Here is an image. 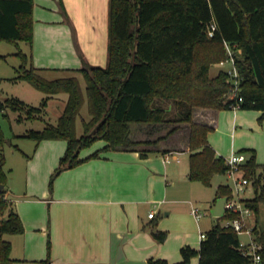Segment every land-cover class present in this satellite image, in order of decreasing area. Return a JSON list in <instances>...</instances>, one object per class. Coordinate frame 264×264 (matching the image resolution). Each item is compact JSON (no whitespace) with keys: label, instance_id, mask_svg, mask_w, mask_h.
<instances>
[{"label":"trees","instance_id":"1","mask_svg":"<svg viewBox=\"0 0 264 264\" xmlns=\"http://www.w3.org/2000/svg\"><path fill=\"white\" fill-rule=\"evenodd\" d=\"M62 5V0H61ZM34 0H0V39L18 43L25 41L28 51L18 50L21 63L16 67L14 80H27L43 91L39 105L10 96L0 98L3 109L27 110L28 118L42 114L50 97L67 93L65 105L56 123L46 122L41 129H30L23 136L37 142L46 138L65 139L67 147L53 179L62 170L110 149L131 148L151 143L150 139L130 137L131 124H190L188 136L189 172L191 180L210 185L213 176L226 172L228 165L209 144L208 133L214 123L195 120L197 107L220 110L238 103L241 108L264 110V0H109L108 63L103 66L84 60L77 75L45 77L32 60L34 42ZM213 35H209L211 24ZM228 42L242 76L240 89L231 94L232 82L220 69L210 75L211 65L227 57ZM1 56V54H0ZM242 96L239 101L238 97ZM87 104L88 118L82 117L83 132L77 134V118ZM18 119H24L19 115ZM179 126L173 125L169 133ZM97 139L106 144L92 154L81 157L80 151ZM6 137L0 123V182L6 183L2 146ZM167 150H165L166 152ZM244 167L256 185L254 197L246 198L256 212L264 201V164L256 160L251 150ZM148 153L141 149V154ZM262 180V182H261ZM0 190V264H14L11 242L6 233H20L24 225L11 201ZM228 183L217 187V195H229ZM218 216L207 230L199 247L182 246V259L170 262L163 257H150L146 264H188L199 256L198 264H251L250 257L239 247L240 236ZM262 242L264 264V229L254 228ZM167 230L155 229L154 236L163 241ZM41 264H51L50 256Z\"/></svg>","mask_w":264,"mask_h":264},{"label":"crops","instance_id":"2","mask_svg":"<svg viewBox=\"0 0 264 264\" xmlns=\"http://www.w3.org/2000/svg\"><path fill=\"white\" fill-rule=\"evenodd\" d=\"M33 18L32 60L41 73L62 69L70 72L81 67L83 61L77 46L88 63L103 66L108 63L109 0H62V5L61 0H34ZM58 98V94L53 95L48 104ZM66 98H60L63 107ZM230 108V114H225L228 108L207 109L211 117L202 119L215 124L208 140L217 155H221L218 151L222 148L223 134L233 133L236 139L238 134H247L249 128L260 123L264 136V110ZM1 112L8 115L7 109ZM184 124H173L179 127L171 133L170 128L165 132L153 128L143 132L145 136L131 131L132 139L153 142L102 151L56 174L52 188L48 180L66 150L67 141L46 138L36 141L27 151L18 147L23 158L21 177H17L23 182L16 184L12 177L9 186L6 187L7 180L4 185L5 195L24 225L23 232L9 233L6 238L11 242L14 264H41L48 256L51 264H146L150 257H163L173 263L182 259V246L199 247L201 238L194 221L199 230L207 232L217 223L218 216L212 213L215 220L202 228L200 221L206 212L197 221L191 201L184 212L190 224L182 220L173 225L166 218L179 210L178 203L186 201L172 188L176 172L171 167V163L181 162L184 154L189 160L188 135L182 143L179 139V134L187 131ZM105 144L104 140L85 153L82 149L80 156L86 157ZM141 149H147L148 153L141 154ZM165 150L182 151L181 160L165 162ZM251 150L256 153L255 148ZM188 172L189 167L186 176L190 179ZM217 187L211 212L218 197ZM152 209H156V214L149 217ZM252 222L260 227L255 211ZM157 228L167 230L165 240L154 236ZM198 262L197 255L188 264Z\"/></svg>","mask_w":264,"mask_h":264},{"label":"rangeland","instance_id":"3","mask_svg":"<svg viewBox=\"0 0 264 264\" xmlns=\"http://www.w3.org/2000/svg\"><path fill=\"white\" fill-rule=\"evenodd\" d=\"M23 51L29 50V45L25 41H19L18 43L9 41L6 39H0V98L4 99L10 96H16L31 105H39L42 95L45 93L33 87L30 82L27 80H14V76L17 74L16 67L21 63V58L17 55L19 49ZM77 52L84 62H88L84 57L83 52L81 51L80 46H77ZM211 73L213 76L214 73L218 72L221 68H223L219 61L211 65ZM55 72V71H54ZM43 73V72H42ZM44 76H68V75H77L83 87H85V81L78 70L71 69L69 70H59L55 73L47 74L43 73ZM59 98L50 102L46 107L45 111L42 114H38L36 117L28 118L27 110H13L11 108L7 109L8 115H3L0 111V123L2 125L6 141L2 146V152L4 154V171L6 173V180L8 181L7 186H9V182L13 177L14 183L21 184L23 182L19 180L17 175L21 174V159L22 152L21 149H31L35 144L36 140L30 137L23 136V134L30 129H41L46 122L56 123L59 114L62 112L63 105L61 103L62 97L66 98L67 93H59ZM240 108V107H239ZM208 108L205 107H197L194 112L195 120H209L211 115L207 112ZM249 110H255L251 108H243ZM228 111H225V114H230L229 110L232 108H228ZM19 115H23L24 119H18ZM82 117L88 118L87 104H84L81 110V115L77 118V134L80 135L83 132V122ZM185 126L188 127L187 131H182L178 136L182 143L183 139L186 140L187 135L189 136L190 124L184 122ZM174 123H161V124H142V123H132L131 131L133 133H137L138 135L145 136L143 132H147V130H151L153 128L160 129L161 132H165L168 128ZM237 127V126H236ZM262 124H258L249 128L247 134H238L237 138L235 136L233 138V133L228 135L223 134L220 137L222 148L218 152L224 157V160L231 154L232 148L234 146V150L236 152H243L247 158L251 156V149H256V160L262 165L264 164V136L262 134ZM243 135V136H241ZM103 139H97L93 142L89 147H85L82 150V153L86 151H90L95 149L97 144H103ZM93 146V147H92ZM29 147V148H27ZM245 147L249 148L246 149ZM27 151V150H25ZM183 160L181 162H173L171 163V167L175 170L176 174L174 175V182L172 184V188L177 192L179 198L186 200L185 202L178 203V211H173L172 214L166 216V218L171 221L173 225L178 224V222H182L184 220L187 224H190V220L187 219L186 208H190V202L192 201L194 204L198 205L202 211L206 212L204 217L201 219V227L207 228L213 220H215L214 216L211 212V204L212 199L216 192V187L220 183H229L232 184L233 180L228 172L217 173L213 176L212 183L207 185L199 180H190L186 176V172L189 167L188 155L184 154L181 156ZM245 173L247 176V170L245 168ZM178 174V177L175 176ZM21 177V175H19ZM251 177V176H249ZM252 183L247 187L246 191L243 193L244 197H254L255 194H258L259 191L255 192L256 185L253 184V179L250 178ZM54 180V179H53ZM51 177L48 180V184L50 186ZM262 182V180H261ZM164 210L161 211L164 216ZM259 218L260 228L264 229V201L260 202V213L257 214ZM194 218V217H193ZM196 225V231L199 234L198 225ZM223 222V220H222ZM9 233H4L3 237L8 238ZM240 238L246 239V234H240Z\"/></svg>","mask_w":264,"mask_h":264},{"label":"built area","instance_id":"4","mask_svg":"<svg viewBox=\"0 0 264 264\" xmlns=\"http://www.w3.org/2000/svg\"><path fill=\"white\" fill-rule=\"evenodd\" d=\"M215 24L212 23L209 28V35H213V29ZM227 48V57L220 60L219 64L223 67L232 82L231 85V94H236L240 89V82L242 76L239 72L236 57L232 50L231 45L228 42H225ZM242 96L238 97V100L241 101ZM232 107H239V104H233ZM182 151H169L166 152L163 156L164 161L169 163L173 160L180 161V154ZM248 158L243 152H236L233 150L231 154L225 159L226 164L228 165L227 172L231 176L233 183L229 184L230 194L227 196L225 202V214H228L229 217L224 220L223 224L226 226L232 227L239 235L246 234L247 238H240L239 247L248 255L251 260V264H263V255L262 249L263 244L257 239V234L254 230L255 225L252 222L254 216V209L247 204L246 197L243 196V193L246 191L247 187L252 183L249 176L245 173V167ZM4 198H7L5 195ZM8 199V198H7ZM192 213L196 217L197 221L201 219L204 212L202 209L196 205L192 204L191 208ZM156 214V209H152L149 213V217H154ZM199 236L201 239L206 238L207 233L203 230H199Z\"/></svg>","mask_w":264,"mask_h":264},{"label":"water","instance_id":"5","mask_svg":"<svg viewBox=\"0 0 264 264\" xmlns=\"http://www.w3.org/2000/svg\"><path fill=\"white\" fill-rule=\"evenodd\" d=\"M4 183L0 182V190L4 187ZM227 200V195H218L216 204L212 208V213L215 216H223L225 214V202Z\"/></svg>","mask_w":264,"mask_h":264}]
</instances>
